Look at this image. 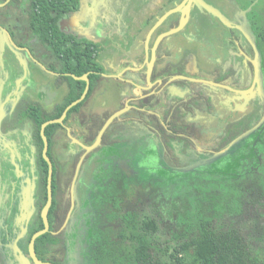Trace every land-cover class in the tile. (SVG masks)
Wrapping results in <instances>:
<instances>
[{
  "label": "flooded vegetation",
  "instance_id": "1",
  "mask_svg": "<svg viewBox=\"0 0 264 264\" xmlns=\"http://www.w3.org/2000/svg\"><path fill=\"white\" fill-rule=\"evenodd\" d=\"M141 1L144 4L145 0ZM201 1L227 17L229 24L197 0H193L190 6L189 0H165L147 26L135 34L130 35L123 30L117 33L114 29L115 39L111 36L113 28H110L105 34L99 33L98 39L68 35L69 45L80 43L81 52L89 42L98 45L97 58L103 52L105 41L119 43L118 39L123 35L130 43L132 52L128 56L133 61H123L116 68L98 63L102 67L100 76L94 83L91 80L88 83L85 79L75 78L76 74L61 69L59 56L36 36L31 23L34 16L44 11L55 12L45 8V0H0V24L9 31L11 40L0 29L10 45L23 51L34 64L33 71H28L29 64H24L27 71L21 74V78L20 75L14 76L16 86L3 98L6 115L15 117L1 137L0 150V193L4 190L2 184L8 181L12 190L16 188L15 191L22 193L20 179L23 180V175L15 166V161L22 162L24 159V164L30 169L25 175L26 184H34V205L37 209L35 212L31 210L32 214L26 219L31 220L27 237L39 213L42 217V209L47 202L40 210V152L33 115L35 109L47 115L64 105L66 97L74 90L69 76L86 82L82 94L89 85V91L81 101V109L68 115L70 108L64 123H51L58 126L50 138L45 129L49 142L47 154L53 168V201L55 190L59 207L52 220L55 223L62 219L61 227L53 233L62 239L58 248H63L64 254L66 243L61 234L66 222H69L72 209L79 202L91 204L92 200L99 199L115 208L121 207L124 202L119 194L121 186L123 183V186H128L131 182L128 179L121 183V174L133 175L136 169L149 175L162 174L166 178L185 173L214 174L219 170L215 166L208 169L209 161L218 158L216 155L233 140L261 122L264 117V6H255L262 0H224L227 4L223 7L215 0ZM197 12L218 23L225 42L219 39L209 42L201 23L192 30L191 22ZM239 27H243L253 38L259 50V60L253 44ZM177 36H181L185 43H196L199 51L210 59V78L187 71L188 61L181 60L179 56L184 46L176 42ZM117 50L111 52L116 57L120 55V49ZM123 50H120L122 54ZM36 66L42 68L43 74L35 71ZM72 102L64 107L63 112ZM119 111H122L121 114L103 131L108 119ZM257 132L260 130L239 142L242 145L232 156L240 158L233 170L263 146ZM96 161L100 162L99 168L94 167ZM46 162L49 176L50 164ZM92 176L93 180L88 181L87 177ZM11 193V203L17 210L19 199L17 196L14 199V193ZM117 212L113 215L116 216ZM49 222L50 231V218ZM12 227L11 222L5 238L14 235ZM22 244L26 243H20L23 249ZM27 248L29 253V243ZM28 256L35 264L30 254ZM60 262L63 264L62 258Z\"/></svg>",
  "mask_w": 264,
  "mask_h": 264
},
{
  "label": "rangeland",
  "instance_id": "2",
  "mask_svg": "<svg viewBox=\"0 0 264 264\" xmlns=\"http://www.w3.org/2000/svg\"><path fill=\"white\" fill-rule=\"evenodd\" d=\"M215 1L221 7L227 4L224 0ZM164 2L165 0H145L142 4L141 0H81L80 10L65 15L59 24L69 36L75 35L80 39H98L99 33L105 34L110 28H113V33L115 29L117 33L123 30L132 35L147 26L150 18ZM199 23L204 25L209 42L212 43L215 39L224 41L218 23L197 12L191 22L192 30L197 29L196 24ZM111 36L115 37L116 34ZM118 42H103V52L96 59L99 64L109 65L111 60L108 56L112 51H118L117 49L124 50L123 55L114 56L116 67L123 61L134 60L128 56L132 50L123 35ZM176 42L184 46L179 56L181 60L188 61L187 71H195L198 76L210 78V59L203 55V51H199L198 45L193 42L185 43L181 36H177ZM26 63L30 65L28 71H33L34 64L31 60L23 51L10 45L6 34L0 29V150L1 137L15 117L6 115L3 98L9 90L15 88L14 83L17 80L14 81V76L20 75L21 78V74L27 71L24 68ZM35 71L43 74L42 68L37 67ZM259 130L257 133L264 146V125ZM99 163L96 161L94 167L99 168ZM15 166L23 175V180L20 179L23 184L22 193L15 191L16 188L12 190L10 181L2 184L4 190L1 192L3 195L0 193V264H33L20 243H26L28 226L31 224V220L26 219L32 214L31 210L35 212L37 209L34 205V184H26L28 180L25 175L30 169L24 164V159L22 162L15 161ZM121 175V183L128 179L131 181L128 186H123V183L122 191L118 192L124 199L121 207L115 208L98 199L92 200L91 204L87 201L79 202L72 209L69 222H66L61 234L66 243V252L57 254L58 258H62L63 264H131L126 255L135 243H139V236L146 237L148 233L141 231L133 235L127 226V216L124 217L128 213H137L140 217H154L158 222V238L162 242L169 240L173 244L175 232L186 229L190 236L194 235L191 225H195L198 217L209 216L214 219L216 228L220 231L231 227L240 229L250 246L264 260V148H259L240 167L224 176L195 173L168 175L166 178L165 175H149L139 169L133 175ZM12 178L11 176L10 179ZM87 180H93V176L87 177ZM11 192L14 193V199L16 196L19 199L17 210H14L11 203ZM114 210L118 211L116 216L113 215ZM11 222L14 235L5 238L4 234L8 233Z\"/></svg>",
  "mask_w": 264,
  "mask_h": 264
},
{
  "label": "trees",
  "instance_id": "3",
  "mask_svg": "<svg viewBox=\"0 0 264 264\" xmlns=\"http://www.w3.org/2000/svg\"><path fill=\"white\" fill-rule=\"evenodd\" d=\"M262 6H264V0L259 2L255 8ZM79 7L80 0H45V8L54 9L55 12L44 11L38 16H34L31 23L36 36L45 41L52 53L59 56L62 63L61 69L76 75L89 72V78L94 83L99 78V72L102 70V67L96 61L99 51L98 45L89 42L85 44L82 48L83 52H81L80 43L72 42L75 46L69 45L67 42L69 36L59 25V21L65 15L77 11ZM69 78L74 90L70 91L64 105L47 115L42 110L40 112V109H35L33 115L40 152L38 159L40 169V210L47 200L48 178V163L42 156L44 143L40 134L41 124L50 118L59 117L67 104L81 96L86 84L85 81H78L72 76H69ZM77 85H79V88L75 90ZM82 104L80 102L71 108L68 115L79 112ZM57 126L58 124H50L46 128V134L49 138ZM240 143L235 144L218 158L209 161L207 168H213L212 166L218 168L219 171L215 175L224 176L229 174L239 162L240 157L235 158L236 156L232 155L238 152L236 149L242 145ZM261 148L264 147L261 146ZM58 209L56 191L54 190V201L49 212L51 230L36 239L35 249L38 257L42 260H50L57 264H62L60 258H57V254L59 252L62 253L63 248H54V246L62 243V239L53 233V231L58 230L62 225V219L55 223L52 220L54 213ZM125 216H127L128 220L127 226L131 229L133 235L141 231L148 233L146 237L139 236V243H135L134 247L126 255L131 264H264L263 258L250 246L245 234L240 229L231 227L220 231L216 228L214 219L209 216L202 215L198 217V220L195 222L196 228L195 225H191V232H194V235L190 236L189 231L186 229L175 232L173 236L175 238L174 244L169 240L162 242L158 238V222L154 217L149 215L140 217L137 213H128ZM43 227L44 223L39 213L37 221L29 230L26 244H22L24 252L27 255H29L27 247L32 235ZM97 251L100 252V250Z\"/></svg>",
  "mask_w": 264,
  "mask_h": 264
},
{
  "label": "water",
  "instance_id": "4",
  "mask_svg": "<svg viewBox=\"0 0 264 264\" xmlns=\"http://www.w3.org/2000/svg\"><path fill=\"white\" fill-rule=\"evenodd\" d=\"M190 1V4L189 6L191 5L192 1L193 0H189ZM198 3L202 6H205L207 8H209L210 10H212L213 12H215V14L219 15L220 17L223 18V20L229 24V20L227 19V17H225L224 15H222L216 8H214L213 6H211L210 4L204 2V1H201V0H197ZM173 12V11H172ZM0 28L2 30H4V32H6V34L9 36L10 40H11V36H10V33L9 31L1 26L0 24ZM241 28V30L243 31V33L247 36V38L251 41V43L253 44L254 48H255V52H256V55H257V58L258 60L260 59V54H259V50H258V47L256 45V43L254 42L253 38L249 35V33L243 28V27H239ZM88 74L89 73H86L82 76H77V75H74L75 78L77 79H85L87 80V82L89 83L90 79L88 77ZM89 89V85L87 86V89L84 91V93L79 97L77 98L76 100H74L67 108L66 110L63 112L62 116L59 117V118H56V119H50L46 122H44L42 124V127H41V133H42V136H43V139H44V149H43V155L45 157V159L49 162L50 164V168H49V176H48V199H47V202L45 204V206L43 207L42 209V217H43V220H44V228L36 231L32 237H31V240L29 242V254L31 256V258L33 259L34 263L35 264H55L53 262H50V261H43L42 259H40L38 256H37V253H36V249H35V242H36V239L49 231V228H50V222H49V218H48V212H49V209L53 203V189H52V177H53V168H52V162L47 154V151H48V145H49V142H48V138L45 134V129L46 127L51 124V123H55V122H59V123H64V119L65 117L67 116V112L70 108H72L73 106L77 105L79 102H81L87 95L88 93V90ZM122 111H119V112H116L114 113L109 119L108 121L106 122V124L104 125V128H103V131L108 127V125L115 119V117H117L119 114H121ZM264 125V117L263 119L261 120V122L251 128L249 131L243 133L242 135H240L239 137H237L235 140H233L231 142V144L225 149V150H222L220 151L216 156H220V155H223L227 150L231 149L235 144L239 143L243 138L247 137L248 135H250L251 133H254L256 132L257 130H259V128Z\"/></svg>",
  "mask_w": 264,
  "mask_h": 264
},
{
  "label": "crops",
  "instance_id": "5",
  "mask_svg": "<svg viewBox=\"0 0 264 264\" xmlns=\"http://www.w3.org/2000/svg\"><path fill=\"white\" fill-rule=\"evenodd\" d=\"M120 55H123L120 51L118 52ZM108 57H110L109 59L111 60V62L109 63V65L111 66V67H114V68H116V64H115V58H114V55L112 54V53H110L109 54V56ZM109 59H108V61H109ZM87 106V105H86ZM85 106V107H86ZM88 107V106H87Z\"/></svg>",
  "mask_w": 264,
  "mask_h": 264
}]
</instances>
